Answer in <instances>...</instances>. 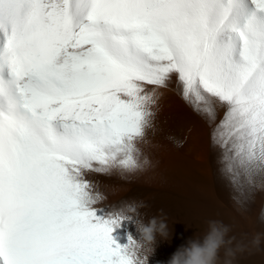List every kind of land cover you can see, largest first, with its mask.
Returning <instances> with one entry per match:
<instances>
[{"label":"snow or ice","instance_id":"snow-or-ice-1","mask_svg":"<svg viewBox=\"0 0 264 264\" xmlns=\"http://www.w3.org/2000/svg\"><path fill=\"white\" fill-rule=\"evenodd\" d=\"M173 80L264 188V0H0V264H147L92 177L149 163Z\"/></svg>","mask_w":264,"mask_h":264},{"label":"bare ground","instance_id":"bare-ground-1","mask_svg":"<svg viewBox=\"0 0 264 264\" xmlns=\"http://www.w3.org/2000/svg\"><path fill=\"white\" fill-rule=\"evenodd\" d=\"M155 128L146 139L138 141L141 157L149 163L134 172L94 175L105 203L125 208L144 202L138 214L124 212V219L114 228V239L121 245L141 240L138 222L166 214L171 236L158 234L147 264H167L181 245L208 231L209 221L230 226L229 237L249 243L259 237V245L237 253L232 264H264V188L259 180L255 188L237 191L222 171L220 149L213 145L207 119L189 106L179 94L175 80L158 89ZM223 109L219 112L222 117ZM225 260V249L218 253V264Z\"/></svg>","mask_w":264,"mask_h":264},{"label":"clouds","instance_id":"clouds-1","mask_svg":"<svg viewBox=\"0 0 264 264\" xmlns=\"http://www.w3.org/2000/svg\"><path fill=\"white\" fill-rule=\"evenodd\" d=\"M144 143H148L143 139ZM104 197L106 194L102 191ZM145 207L143 201L131 203L125 206V212L138 214ZM138 230L141 240H133L138 250H141L147 261V256L154 251L157 234L163 239H170L171 231L166 214L161 210L158 216H152L147 223L138 222ZM230 226L221 221H209L208 231L200 238L195 236L186 245H181L172 254L167 264H218V253L221 248L225 249V260L223 264H232L237 253L250 250V247L259 245V237L249 243L243 240L237 241L235 237H229Z\"/></svg>","mask_w":264,"mask_h":264}]
</instances>
